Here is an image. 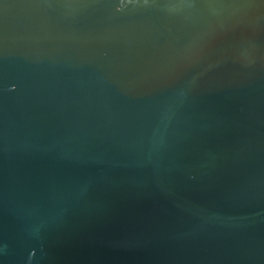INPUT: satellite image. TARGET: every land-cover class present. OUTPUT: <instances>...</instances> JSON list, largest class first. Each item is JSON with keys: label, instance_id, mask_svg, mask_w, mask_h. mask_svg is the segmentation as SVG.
Instances as JSON below:
<instances>
[{"label": "water", "instance_id": "water-1", "mask_svg": "<svg viewBox=\"0 0 264 264\" xmlns=\"http://www.w3.org/2000/svg\"><path fill=\"white\" fill-rule=\"evenodd\" d=\"M0 264H264V0H0Z\"/></svg>", "mask_w": 264, "mask_h": 264}]
</instances>
